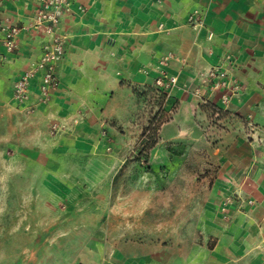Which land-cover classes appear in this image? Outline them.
<instances>
[{
  "label": "rangeland",
  "instance_id": "374dc122",
  "mask_svg": "<svg viewBox=\"0 0 264 264\" xmlns=\"http://www.w3.org/2000/svg\"><path fill=\"white\" fill-rule=\"evenodd\" d=\"M58 34L63 54L46 95L48 64L39 66L53 37L43 30L22 31L0 64V264H219L225 243L239 238L238 227L227 229L235 192L264 154L248 146L260 126L257 102L243 112L232 106L245 90L237 56L209 54L192 71L168 52L160 59L171 69L123 80L105 101L94 92L98 79L80 85L63 73L68 37ZM210 66L229 69L242 88L228 106ZM163 73L175 84L156 85ZM27 74L24 99L13 100ZM228 199L232 217L223 220L218 209Z\"/></svg>",
  "mask_w": 264,
  "mask_h": 264
},
{
  "label": "crops",
  "instance_id": "0c3cea01",
  "mask_svg": "<svg viewBox=\"0 0 264 264\" xmlns=\"http://www.w3.org/2000/svg\"><path fill=\"white\" fill-rule=\"evenodd\" d=\"M69 2L71 12L60 20L59 29L68 37L61 69L73 82L83 85L84 78L98 79L101 89L95 94L112 101L111 91L123 89V80L139 83L142 74L170 65L160 59L168 52L178 54L179 68L192 71L205 66L209 54L212 59L234 54L245 90L232 106L243 112L248 103L257 102L260 126L250 129L248 146L264 148V0ZM32 6L31 0H16L7 5L5 15L23 25L34 14ZM25 42L24 36L20 44ZM251 163L254 173L240 183V192L255 204L242 213L232 212L234 217L229 211L233 221L227 229L238 227L239 238L235 244L225 243L229 250L218 258L219 264H264V154L255 155ZM249 229L256 231L255 238L248 237ZM218 247L217 241L215 250Z\"/></svg>",
  "mask_w": 264,
  "mask_h": 264
},
{
  "label": "built area",
  "instance_id": "2783aa9c",
  "mask_svg": "<svg viewBox=\"0 0 264 264\" xmlns=\"http://www.w3.org/2000/svg\"><path fill=\"white\" fill-rule=\"evenodd\" d=\"M16 0H0V62H6L7 57L13 55L18 48L19 34L24 30L34 29L43 30L49 36L53 37V43L47 48V52L43 57L42 63L48 64V72L43 80L41 87L43 95H46L51 87L55 86L54 78V66L60 60L63 54V42L65 37H62L59 33L60 20L68 13L71 12L69 0H31L35 5L34 14L29 18V23L26 25L16 26L5 15L7 5L13 3ZM167 59H164L161 63L166 64ZM30 74L25 75L21 81L15 85V93L13 100L22 101L25 97V84ZM207 76L212 78L215 82L213 90L223 89L220 101L228 106L231 101L237 97L242 88L240 84L233 78L229 69L223 67L210 66L207 72ZM176 78L163 73L162 76L157 79L156 85H174ZM236 193L238 200L237 211L242 213L243 206L253 207L254 202L244 199L240 193ZM231 205V200L221 202L219 206V214L223 219L228 218V211Z\"/></svg>",
  "mask_w": 264,
  "mask_h": 264
},
{
  "label": "trees",
  "instance_id": "16d2710c",
  "mask_svg": "<svg viewBox=\"0 0 264 264\" xmlns=\"http://www.w3.org/2000/svg\"><path fill=\"white\" fill-rule=\"evenodd\" d=\"M165 97V96H164Z\"/></svg>",
  "mask_w": 264,
  "mask_h": 264
}]
</instances>
